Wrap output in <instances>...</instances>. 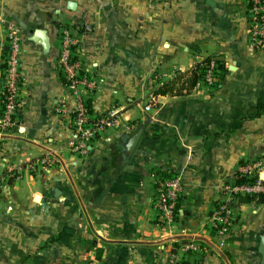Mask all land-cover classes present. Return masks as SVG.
<instances>
[{
    "label": "crops",
    "instance_id": "0c3cea01",
    "mask_svg": "<svg viewBox=\"0 0 264 264\" xmlns=\"http://www.w3.org/2000/svg\"><path fill=\"white\" fill-rule=\"evenodd\" d=\"M0 15L19 27L22 46L20 110L0 128V173L21 169L0 184V264H167L173 255L264 264V195L234 202L223 247L209 218L239 162L264 153V47L249 46L246 0H0ZM64 26L97 83L91 115L115 113L120 125L34 174L27 163L72 136L56 67ZM6 50L0 23V96ZM206 57L226 69L215 88L157 93ZM150 94L158 108L145 112ZM168 173H180L184 189L172 226L160 229L152 200L157 175ZM193 240L206 251L187 249Z\"/></svg>",
    "mask_w": 264,
    "mask_h": 264
},
{
    "label": "built area",
    "instance_id": "2783aa9c",
    "mask_svg": "<svg viewBox=\"0 0 264 264\" xmlns=\"http://www.w3.org/2000/svg\"><path fill=\"white\" fill-rule=\"evenodd\" d=\"M157 0H148L149 4ZM248 13V41L252 51L258 52L264 47V0H246ZM7 42L2 74V91L0 96V128L12 126L20 110L19 91L21 87V31L17 25L0 15ZM60 48L56 59V67L64 82L70 99L71 138L60 148L49 151L39 158L27 163V169L39 174L62 163L63 153L83 154L88 145L108 128L120 125L115 113L108 112L99 116L90 113L89 96L96 89L95 78L86 71L77 59L76 47L78 39L71 26L61 27L59 33ZM218 58L211 57L204 66L201 77L196 81L197 91L212 89L217 86ZM201 62V61H199ZM197 62L196 64H198ZM195 64V66H196ZM194 66V67H195ZM165 76V75H162ZM162 78V77H161ZM158 108L155 94H150L143 106L145 112ZM21 169L9 168L6 174L0 173V184L4 177L19 179ZM264 153L259 156L246 157L237 165L233 179L219 186L220 198L210 211V224L215 245L223 247L227 244V236L234 217V202L242 196L256 199L264 195ZM183 180L180 173L157 175L152 200L156 212L155 224L160 229H169L176 215L177 203L183 194ZM186 248L194 252H205L206 247L199 241H190ZM167 264H187L176 255L169 258Z\"/></svg>",
    "mask_w": 264,
    "mask_h": 264
},
{
    "label": "trees",
    "instance_id": "16d2710c",
    "mask_svg": "<svg viewBox=\"0 0 264 264\" xmlns=\"http://www.w3.org/2000/svg\"><path fill=\"white\" fill-rule=\"evenodd\" d=\"M211 57H206L201 60L198 64H196L195 67H193L191 70H189L185 74H179L173 78V80L165 81L161 84L159 87V90L157 93H164L167 90H173L176 86H178L180 89L187 87L189 89L193 88L196 81L201 77L204 66L201 65V63L205 64L209 61ZM226 69L224 66V63L221 60H218L217 63V77H218V83L222 79ZM217 83V84H218ZM177 87V88H178ZM264 110V102L262 104H259L257 106L256 115L260 114ZM254 199L252 196H242L240 197V200L243 202H248Z\"/></svg>",
    "mask_w": 264,
    "mask_h": 264
},
{
    "label": "water",
    "instance_id": "95a60500",
    "mask_svg": "<svg viewBox=\"0 0 264 264\" xmlns=\"http://www.w3.org/2000/svg\"><path fill=\"white\" fill-rule=\"evenodd\" d=\"M208 1L209 0H206V2H208ZM223 20H224V17H223ZM139 134H140V132L134 134L133 138L136 139ZM262 177H264V175H262ZM258 252L261 255V262L264 263V235H262L260 237V242H259V246H258Z\"/></svg>",
    "mask_w": 264,
    "mask_h": 264
},
{
    "label": "rangeland",
    "instance_id": "374dc122",
    "mask_svg": "<svg viewBox=\"0 0 264 264\" xmlns=\"http://www.w3.org/2000/svg\"><path fill=\"white\" fill-rule=\"evenodd\" d=\"M70 259V258H69Z\"/></svg>",
    "mask_w": 264,
    "mask_h": 264
}]
</instances>
